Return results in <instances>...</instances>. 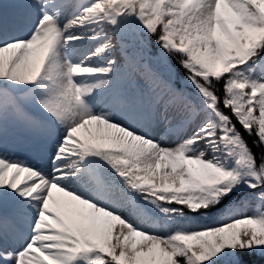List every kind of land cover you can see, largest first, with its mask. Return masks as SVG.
Here are the masks:
<instances>
[{"label": "snow or ice", "instance_id": "snow-or-ice-1", "mask_svg": "<svg viewBox=\"0 0 264 264\" xmlns=\"http://www.w3.org/2000/svg\"><path fill=\"white\" fill-rule=\"evenodd\" d=\"M0 264H264V0H0Z\"/></svg>", "mask_w": 264, "mask_h": 264}, {"label": "rangeland", "instance_id": "rangeland-1", "mask_svg": "<svg viewBox=\"0 0 264 264\" xmlns=\"http://www.w3.org/2000/svg\"><path fill=\"white\" fill-rule=\"evenodd\" d=\"M92 47L93 45L91 43H88V44L82 45L80 51H86L87 49L92 48Z\"/></svg>", "mask_w": 264, "mask_h": 264}, {"label": "trees", "instance_id": "trees-1", "mask_svg": "<svg viewBox=\"0 0 264 264\" xmlns=\"http://www.w3.org/2000/svg\"><path fill=\"white\" fill-rule=\"evenodd\" d=\"M175 65V62H173ZM177 71L180 72L181 74L183 73V70L179 68L178 65H176ZM249 142H251V139H249Z\"/></svg>", "mask_w": 264, "mask_h": 264}]
</instances>
